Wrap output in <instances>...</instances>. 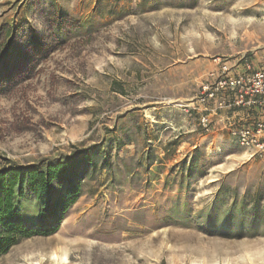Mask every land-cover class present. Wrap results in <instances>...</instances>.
Wrapping results in <instances>:
<instances>
[{"label": "rangeland", "instance_id": "374dc122", "mask_svg": "<svg viewBox=\"0 0 264 264\" xmlns=\"http://www.w3.org/2000/svg\"><path fill=\"white\" fill-rule=\"evenodd\" d=\"M261 41L264 0H0V170L91 156L0 264H264V157L203 100Z\"/></svg>", "mask_w": 264, "mask_h": 264}, {"label": "trees", "instance_id": "16d2710c", "mask_svg": "<svg viewBox=\"0 0 264 264\" xmlns=\"http://www.w3.org/2000/svg\"><path fill=\"white\" fill-rule=\"evenodd\" d=\"M90 160L76 156L0 170V256L23 238L58 230L81 193L79 166ZM31 203L33 211L27 208Z\"/></svg>", "mask_w": 264, "mask_h": 264}, {"label": "built area", "instance_id": "2783aa9c", "mask_svg": "<svg viewBox=\"0 0 264 264\" xmlns=\"http://www.w3.org/2000/svg\"><path fill=\"white\" fill-rule=\"evenodd\" d=\"M219 62L221 59L218 58ZM213 87H204L205 98H214L215 109L237 107H258L264 110V62L258 63L255 56L243 57L238 63L228 65L222 62L219 71L213 73ZM204 126L209 124V117L201 118ZM230 121L233 139L243 148L264 157V115L246 122Z\"/></svg>", "mask_w": 264, "mask_h": 264}, {"label": "crops", "instance_id": "0c3cea01", "mask_svg": "<svg viewBox=\"0 0 264 264\" xmlns=\"http://www.w3.org/2000/svg\"><path fill=\"white\" fill-rule=\"evenodd\" d=\"M263 48L261 51H255L253 54L255 56V60L260 63L264 62V41H261L260 44ZM209 108H205L207 110ZM219 115H214L216 122L221 124L223 127L227 126L230 121L232 122H246L249 119L260 117L261 114L264 115V110H260L258 107H237V108H225L223 109ZM231 122V123H232ZM225 125V126H224ZM251 156H254V152L250 150L249 152ZM258 156V155H257Z\"/></svg>", "mask_w": 264, "mask_h": 264}, {"label": "bare ground", "instance_id": "6f19581e", "mask_svg": "<svg viewBox=\"0 0 264 264\" xmlns=\"http://www.w3.org/2000/svg\"><path fill=\"white\" fill-rule=\"evenodd\" d=\"M51 259L61 263L64 262L67 257H65L63 254L59 255L57 252H53L51 255Z\"/></svg>", "mask_w": 264, "mask_h": 264}]
</instances>
